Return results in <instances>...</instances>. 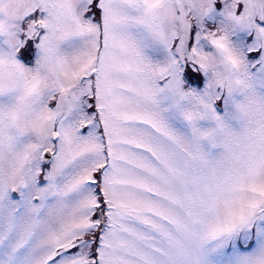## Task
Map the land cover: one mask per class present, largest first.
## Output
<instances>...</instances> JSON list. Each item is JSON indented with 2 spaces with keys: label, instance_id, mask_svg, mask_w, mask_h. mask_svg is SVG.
<instances>
[{
  "label": "snow or ice",
  "instance_id": "obj_1",
  "mask_svg": "<svg viewBox=\"0 0 264 264\" xmlns=\"http://www.w3.org/2000/svg\"><path fill=\"white\" fill-rule=\"evenodd\" d=\"M0 264H264V0H0Z\"/></svg>",
  "mask_w": 264,
  "mask_h": 264
}]
</instances>
